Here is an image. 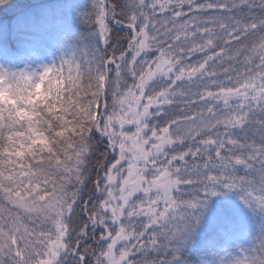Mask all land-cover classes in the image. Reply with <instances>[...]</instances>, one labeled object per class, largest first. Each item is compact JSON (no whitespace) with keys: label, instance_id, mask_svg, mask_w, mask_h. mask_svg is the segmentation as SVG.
Instances as JSON below:
<instances>
[{"label":"snow or ice","instance_id":"1","mask_svg":"<svg viewBox=\"0 0 264 264\" xmlns=\"http://www.w3.org/2000/svg\"><path fill=\"white\" fill-rule=\"evenodd\" d=\"M78 15L50 62L0 63V264H264V0ZM218 191L248 223L205 254Z\"/></svg>","mask_w":264,"mask_h":264},{"label":"trees","instance_id":"2","mask_svg":"<svg viewBox=\"0 0 264 264\" xmlns=\"http://www.w3.org/2000/svg\"><path fill=\"white\" fill-rule=\"evenodd\" d=\"M86 3L87 0H8L0 6V49L8 55H18L21 50L13 42L17 33L53 30L57 34L53 47L57 56L69 44L76 43L83 32L78 13ZM241 223H248V215L240 201L230 192L218 191L207 202L194 249L210 235L222 243V230L234 235ZM191 258H196L195 251Z\"/></svg>","mask_w":264,"mask_h":264},{"label":"rangeland","instance_id":"3","mask_svg":"<svg viewBox=\"0 0 264 264\" xmlns=\"http://www.w3.org/2000/svg\"><path fill=\"white\" fill-rule=\"evenodd\" d=\"M57 41V34L53 30H37L34 32L17 33L14 44L20 48V54L8 55L0 49V63H15L23 66L31 63L33 66L48 63L56 56L53 47ZM214 244H219L218 237L214 235L204 237L195 248V251H207Z\"/></svg>","mask_w":264,"mask_h":264}]
</instances>
